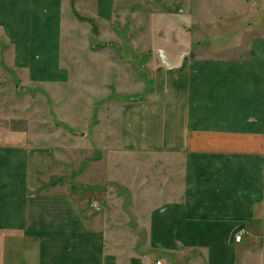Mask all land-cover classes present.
<instances>
[{
  "label": "crops",
  "instance_id": "crops-1",
  "mask_svg": "<svg viewBox=\"0 0 264 264\" xmlns=\"http://www.w3.org/2000/svg\"><path fill=\"white\" fill-rule=\"evenodd\" d=\"M71 6L107 29L99 41L116 37L117 17H152L165 29L153 38L157 59L139 65L151 69L147 94L92 126L104 159L91 171L104 164L108 188L129 194L108 221H90L66 188L39 187L48 156L30 131L5 126L17 122L3 110L13 101L29 106L39 89L74 76L64 42ZM88 58L93 71L132 76L110 52ZM143 80L130 87L142 92ZM89 170H76V183L101 187ZM157 259L264 264V0H0V264Z\"/></svg>",
  "mask_w": 264,
  "mask_h": 264
},
{
  "label": "rangeland",
  "instance_id": "rangeland-1",
  "mask_svg": "<svg viewBox=\"0 0 264 264\" xmlns=\"http://www.w3.org/2000/svg\"><path fill=\"white\" fill-rule=\"evenodd\" d=\"M71 9L69 16L74 26L67 30L64 38L65 51L73 53V60L68 61L74 75L69 85L55 86L49 91L39 89L34 101L30 99L29 106L27 102L20 100L18 107V102L13 101L14 107H5L3 110L6 116H16L17 118L13 119H17V122L11 118L5 126L20 128L24 133L30 131V134H34L32 140L48 156L52 172L40 181L39 187L66 188L73 193L90 221L98 216L101 221H108L104 216L108 215L110 210L112 212L113 205L116 211L121 212V207L116 202L117 196L129 194L119 186L108 188L109 172L104 164L91 171L93 160L104 159V156L99 155L93 148L96 147L97 140L93 139L92 126L94 122H98L100 115L106 118L117 116L120 101L147 94L151 69L144 66L141 70L139 65L157 59L153 38L161 35L165 29L152 17H117L116 22L109 27L116 37L99 41L97 32L107 29L98 25L91 16L78 12L74 6H71ZM92 51L110 52L113 59L120 58L116 61L121 65L125 62L131 63L130 79L121 76L120 70L115 67L93 71L88 58ZM130 58L132 59L129 60ZM83 62L90 70L81 74L78 63ZM139 80L147 83L142 92L139 88L130 87ZM81 131L85 133L81 134ZM82 168L90 169L88 180L100 184L101 187L95 188L90 184L79 186L75 175L76 170L81 171Z\"/></svg>",
  "mask_w": 264,
  "mask_h": 264
},
{
  "label": "built area",
  "instance_id": "built-area-1",
  "mask_svg": "<svg viewBox=\"0 0 264 264\" xmlns=\"http://www.w3.org/2000/svg\"><path fill=\"white\" fill-rule=\"evenodd\" d=\"M241 231L242 230H240V233L234 234V240L235 241H240V239H241ZM155 264H168V263H164L161 259H157V260H155Z\"/></svg>",
  "mask_w": 264,
  "mask_h": 264
}]
</instances>
